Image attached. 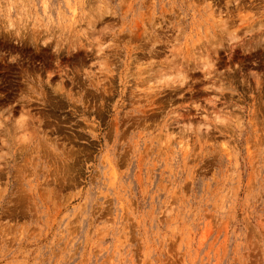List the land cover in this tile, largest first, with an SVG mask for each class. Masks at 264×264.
<instances>
[{
  "label": "clouds",
  "instance_id": "1",
  "mask_svg": "<svg viewBox=\"0 0 264 264\" xmlns=\"http://www.w3.org/2000/svg\"><path fill=\"white\" fill-rule=\"evenodd\" d=\"M206 213L264 264V0H0V264H189Z\"/></svg>",
  "mask_w": 264,
  "mask_h": 264
},
{
  "label": "rangeland",
  "instance_id": "2",
  "mask_svg": "<svg viewBox=\"0 0 264 264\" xmlns=\"http://www.w3.org/2000/svg\"><path fill=\"white\" fill-rule=\"evenodd\" d=\"M218 224L219 227H217ZM230 229V222L225 221L222 216L213 217L211 213H206L204 216V225L198 233L199 242L197 245V255L195 257H192V259L189 261V264H201V261L199 260V253L205 246H207L208 248V251L205 254L206 258L208 259V264H211L213 252H215L216 255V264H220L221 252L224 248V244L226 243L227 233L230 231ZM221 234H224L225 236V241L223 242L219 240ZM214 235L217 237V239L209 243ZM191 247L192 246L190 240L189 252H191ZM177 251L179 252V247L177 248ZM177 264H180V262H177Z\"/></svg>",
  "mask_w": 264,
  "mask_h": 264
}]
</instances>
